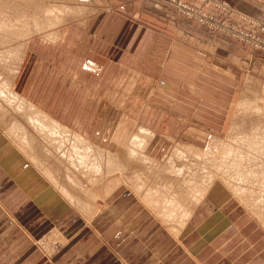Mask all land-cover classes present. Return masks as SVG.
I'll use <instances>...</instances> for the list:
<instances>
[{"label":"rangeland","instance_id":"1","mask_svg":"<svg viewBox=\"0 0 264 264\" xmlns=\"http://www.w3.org/2000/svg\"><path fill=\"white\" fill-rule=\"evenodd\" d=\"M167 2L187 22L190 21L198 25L211 36L213 35L219 39H233L248 45L250 57L244 62L234 60L233 63H226L225 68L232 67V71L209 66L210 68L205 69V73L200 74L199 71L193 69L195 71L194 76L201 78V83L179 82V89L171 92L168 91L172 87L171 82L169 83L168 80L164 79V73L153 78L151 90L149 88L145 90L147 85L144 84L143 77L115 76L100 77L96 80L93 75H86L83 71H78L81 69L83 62L75 57L72 52L75 51V41L82 32L92 38L91 43L85 45L87 52H91L92 44L95 43L94 38L98 33L93 31L94 29L90 23L96 19L97 14L102 15L106 12L112 16L114 14L111 11L112 5H114L112 4L113 0H89L86 3L79 0H0V25H3L0 34L2 33L1 36L8 39L7 42L0 41V79L6 77L5 79L8 81L9 76L14 74L16 77L12 75L10 77L12 81L9 80L13 85V91L30 100L29 102L41 111L51 115L55 120L58 119V122L69 130L68 132L65 131L64 135L65 137L69 135L68 144L64 145L66 149L63 147V151L61 149L54 150L49 142L45 141V138H41L43 136H40L26 122V119L21 116V112L17 111L16 105H11L0 98L1 108H6L2 110L4 116L0 113V116H2L0 117V149L16 150L19 158L23 159L25 164L33 167L45 182L52 185L50 186L56 190L53 189L58 197L68 201L69 198L63 194L65 192L64 187L69 190L68 193L72 192V196L78 197L79 200L74 204V199H72L73 205L69 206L77 216L79 214L80 218L88 219L89 226L92 227L91 223L93 221L103 217L104 221L102 220L103 222L99 227H97L98 225L93 226L99 228L94 231L101 232L103 236V243L99 244L96 251H100L103 247L100 245H104L106 251L101 255L108 254L120 264H261L264 261V211L261 209L260 212V204L264 205V177L262 176L264 165H260V169L257 170L256 168L254 170L260 172V177H258L260 179L257 178L254 183L252 182L247 186L251 193L250 195L247 193L246 197L235 187L234 181L236 180L234 178V181L228 179L227 183L222 180L221 173L230 168L229 166L217 168L210 163L199 164L195 168L197 170V173L194 172L195 174L192 171L188 172L187 168L189 167H186L183 170H186L185 174L187 175L183 178L172 176L165 169V165L170 164L169 160L172 159L174 153L178 150L177 148L188 145L203 149L210 144L212 137L228 142L227 137L230 134L232 125H238L240 129L238 132L247 133L254 130L258 132L259 129V132L264 135V115L253 112L251 114L248 111H244V113L237 106L240 98H256L261 102L259 104L264 101V42L260 43V39L264 41V24H259L236 11L226 0H168ZM46 9H49V11H46ZM117 13L122 14L123 10H118ZM234 18L247 21L248 25L258 28V31L236 24L233 21ZM230 25H236L229 30L233 34L238 29L248 37L241 40L228 35L225 31H227V26ZM9 33L14 36L10 35L9 37ZM22 46L25 47L24 51L23 48L21 49ZM87 62L85 61L84 64H87ZM18 65L19 67H17ZM84 68L85 65H83ZM206 73H210L211 76L206 77ZM196 77L183 76L182 79H195ZM184 85L188 88L193 86V88L187 89ZM202 86L206 88V91H198V89H203ZM214 87L216 88L212 89ZM248 89L250 92H248ZM225 92L229 94H225ZM196 94H200L202 98L193 100L190 104L183 101V98L195 97ZM225 99H233L230 107L213 106L215 103L213 101H224ZM7 114L8 116H6ZM14 122L16 124L19 122L22 127L25 125L27 130L17 132V136L12 133L11 138L5 137L10 133L9 130L15 124ZM122 125L123 127H121ZM139 126L150 129L153 132V138H155L153 139L154 142L152 141L150 146H147L143 151L146 156L159 161L157 162L160 167L156 171L154 170L156 173L149 168L148 174L154 173L152 174L154 175L153 178L149 180L151 186H158L161 185L162 181L169 180L170 183H174L178 193L184 194L185 197L187 194L188 198L192 197L191 189L193 187H196L198 192L200 190L203 192L207 188L205 198L199 199L200 202L196 207V212H199L197 220L193 226L188 225L183 231L184 233L181 232L180 234H183L178 237L172 235L171 225L161 221L149 207L145 206L142 202L143 199H141L142 195L135 192L134 187L131 188L133 184L124 186L125 184L122 181L127 175L128 180L133 177L132 172L135 170V166L138 165L137 162L127 163L125 167L121 164L122 170L120 168V171L117 170L114 175L110 173L111 171L106 170V165L109 163L106 164V159L109 158L107 153L110 156L111 153L117 156L124 154L125 158L128 159L127 147L133 133L139 132ZM7 129L8 131H6ZM26 132H31L30 134L35 136L32 144L34 152L32 148L29 150L27 147L22 146L23 143L20 139L24 137ZM78 133L86 137L85 141H90L89 144L94 149V156L97 161H100H95L96 169L93 165V170L98 172L102 166V172L99 171L101 176H97V172L92 173L93 180L88 179L86 171L83 175V170H76L79 167L76 165H79V159L76 160L77 158L75 159L74 156L69 157L73 150L70 148L72 145L75 150L73 141ZM21 134L22 136H20ZM25 136L27 138V135ZM262 141L264 142V138ZM82 144L79 149H76L77 151L87 147V144ZM241 147L245 149V144ZM98 148L103 151H99ZM83 150H81V153L79 152V156H85ZM100 152L104 153L103 157ZM54 153L58 156L56 157ZM60 154L61 156H59ZM14 157H17V155L15 154ZM34 158L38 160L36 161ZM101 158H104L105 161ZM58 159L61 161L59 162ZM70 159L72 160L71 164ZM114 160L119 164L122 159ZM73 164L76 166L74 167ZM177 164L183 165L181 161H178ZM205 165L208 168H205ZM36 167L37 169H35ZM45 168H48L51 173L44 170ZM127 168L129 169L127 170ZM138 168L142 169L139 166ZM235 169L238 173L243 174L241 169ZM209 170L217 173L218 175H215V177L218 178L214 179V184L209 185L208 188V184L211 183ZM71 171L72 174H70ZM121 171L124 173H121ZM48 174H51L50 176L56 180L59 179L58 184H61V186L52 183ZM65 174H69L70 177L74 174L76 180L86 185L85 191L78 186L74 187L71 183L70 185L69 176ZM230 174H235L234 170H231ZM251 177L253 178V176ZM96 180L98 181L96 182ZM92 181L93 184H91ZM117 182H121L120 188L113 195L108 189L111 190L112 183ZM205 182L209 183L204 185ZM229 182L232 183V189L238 192L237 194H234L228 188L227 184ZM72 187L74 190L71 189ZM215 192L217 196L214 198L213 194ZM210 196L213 197L214 202L209 200ZM68 197H70V194ZM80 203L85 206L90 204L91 207L88 205L86 207L82 206ZM208 203L211 206L207 211H204L207 206H204V204ZM34 239L36 240H34L35 247L47 263L51 262L61 252L67 242V239L59 230L47 232ZM143 248H145L144 254L142 252Z\"/></svg>","mask_w":264,"mask_h":264},{"label":"crops","instance_id":"2","mask_svg":"<svg viewBox=\"0 0 264 264\" xmlns=\"http://www.w3.org/2000/svg\"><path fill=\"white\" fill-rule=\"evenodd\" d=\"M167 1L113 0L112 4L118 6L111 4L114 14H97L90 23L93 31L98 33L96 39L93 37L95 43L91 52L85 48L87 43H91V36L82 32L75 41L72 54L83 62L78 71L93 75L96 80L115 76L143 77L147 85L145 90L152 88L154 77L164 73V79L171 82L172 87L168 90L171 92L179 89V82L201 83V78L194 76L193 69L200 74L205 73L209 66L232 71V67L225 68L226 63L234 60L244 62L250 57L248 45L211 36L198 25L187 22ZM226 1L236 11L264 24V0ZM118 10H123V13L118 14ZM233 21L258 31L247 21L238 18ZM183 76L196 78L182 79ZM208 76L210 73H206ZM202 87L198 91H206ZM186 88L192 89L193 86ZM200 98V94H196L195 97L183 98V101L190 104ZM232 100L213 101V106L230 107ZM0 160V264H120L108 254L101 255L106 251L104 245L96 251L103 243L101 232H95L104 221L103 217L92 220V227L89 226L88 219L77 216L70 207L72 204L58 197L38 171L19 158L16 150L0 149ZM216 196L215 192L213 197ZM213 197L209 198L212 202ZM205 205L204 211H207L211 205ZM198 214H194L190 226L194 225ZM53 230H59L67 242L61 252L47 263L35 247L34 238ZM144 251L145 248L143 254Z\"/></svg>","mask_w":264,"mask_h":264},{"label":"bare ground","instance_id":"3","mask_svg":"<svg viewBox=\"0 0 264 264\" xmlns=\"http://www.w3.org/2000/svg\"><path fill=\"white\" fill-rule=\"evenodd\" d=\"M80 1V0H79ZM81 2V1H80ZM89 2V1H88ZM82 3H86V2H82ZM85 7V6H84ZM50 8V7H49ZM89 8V7H88ZM87 8V9H88ZM60 9V8H59ZM62 10V9H61ZM46 11H49V9H46ZM64 11V10H62ZM86 11V10H85ZM89 11V10H88ZM87 13V12H86ZM96 13V12H95ZM25 14V13H24ZM65 14V13H64ZM66 15V14H65ZM68 16V14H67ZM28 17V16H27ZM70 17V16H69ZM74 17V16H73ZM51 18V16H50ZM53 19V17H52ZM38 25V24H37ZM59 27V26H58ZM5 28V27H4ZM8 29V28H6ZM31 29V28H30ZM38 29V28H37ZM3 30V25H0V32ZM43 30V29H42ZM48 30V29H47ZM8 31V30H7ZM5 32V31H4ZM51 33V32H49ZM56 33V32H55ZM6 34V33H5ZM2 33L0 34V41L2 42H5L7 39V37H4V36H1ZM4 35V34H3ZM11 33H9V37H10ZM43 35V34H42ZM46 35V34H45ZM60 35V34H58ZM7 36V35H6ZM12 36V35H11ZM14 36V35H13ZM12 36V37H13ZM53 36V35H51ZM55 36V35H54ZM23 37V36H22ZM25 37V36H24ZM28 37V36H27ZM26 38V37H25ZM31 38V37H30ZM24 39V38H23ZM10 40V38H9ZM26 40V39H25ZM50 40V39H49ZM55 40V39H54ZM57 41V40H56ZM7 42V41H6ZM25 42V41H24ZM22 44V43H21ZM25 44V43H24ZM21 46V45H20ZM19 46V47H20ZM2 47V46H1ZM5 47V46H4ZM18 47V48H19ZM23 48V46L21 47V49ZM25 47L22 49L24 51ZM18 50V49H17ZM21 50V51H22ZM22 51V52H23ZM20 52V51H19ZM22 54V53H21ZM20 54V55H21ZM19 55V54H18ZM18 55H17V58H18ZM23 56V55H21ZM20 56V57H21ZM22 58V57H21ZM22 60V59H20ZM7 61V60H6ZM16 61V60H15ZM2 62V60H1ZM22 62V61H21ZM4 63V62H3ZM6 63V62H5ZM11 63V62H10ZM9 63V64H10ZM13 63V61H12ZM7 64V63H6ZM12 66V65H11ZM19 67V65L17 66ZM10 68V66H9ZM16 69V68H15ZM89 69H93L89 66ZM1 71V70H0ZM4 71V70H3ZM12 72L14 73V71L12 70ZM4 73V72H3ZM18 73V72H17ZM16 73V74H17ZM4 75V74H3ZM11 75V73H10ZM14 75V74H12ZM11 75V76H12ZM9 76V80L11 79ZM15 76V75H14ZM8 77V76H7ZM16 77V76H15ZM3 78V77H2ZM6 78V77H5ZM0 79V98L3 99L4 101H7V103L11 104V105H16V109L18 112H21V116L24 117L26 119V122L29 123V125L31 127H33L35 129V131L41 136V138H45L47 142H49V145L51 147H53V149H61L63 151V147L64 145H66V143L68 144L67 140L69 139V135L66 133V136L68 135V137H65V131H69L65 126L62 125V123H59L58 122V119L55 120V118L51 117V115H49L48 113L44 112V111H41L40 109H38V107H36L34 104H32L31 102H29L30 100H27L25 98H23V96L21 97L16 91H13V85L11 83V81H7V79ZM14 80V79H13ZM155 85V84H153ZM252 86V85H251ZM17 88V87H16ZM247 89V87H245ZM151 90V89H150ZM248 92H250V90L248 89ZM145 93V92H144ZM252 93V92H251ZM254 94V93H253ZM262 94V93H261ZM149 96V95H148ZM242 97V96H241ZM256 97V96H255ZM261 97V96H260ZM263 98V97H262ZM259 100H257L256 98L254 99H250V98H240L239 100V103L237 104L238 108L240 111L244 112V111H248V112H252L253 113H257L258 115H264V101L262 102V104H259ZM3 103V102H2ZM261 103V102H260ZM3 105V104H2ZM6 106V105H5ZM4 108V107H3ZM11 108V107H10ZM6 108L2 109L1 108V105H0V113H2L3 115V112L2 110H5ZM15 109V110H16ZM238 110V109H237ZM9 111V110H8ZM16 112V111H14ZM238 112V111H237ZM241 112V114H242ZM7 113V112H6ZM245 113V112H244ZM9 114V113H8ZM8 114L6 116H8ZM4 116V115H3ZM13 116V114H12ZM16 116V115H15ZM256 117V115H254ZM2 117V116H0ZM4 118H7V117H4ZM241 118V117H240ZM237 119V118H236ZM5 120V119H4ZM12 120V119H10ZM244 120V119H243ZM123 121V120H122ZM261 121V120H260ZM263 121V120H262ZM5 122V121H4ZM7 122V121H6ZM10 122V121H9ZM12 122V121H11ZM21 122V120H20ZM1 123V122H0ZM8 123V122H7ZM15 123V124H14ZM11 128V130H9V134L8 135H5V137L7 136L8 138H11L12 136V133H15L16 136L18 135L17 132L19 131H25L27 130V127H25V125L22 127V125L19 124H16V122H14ZM64 123V122H63ZM129 123V122H128ZM5 124V123H4ZM237 124V123H235ZM250 124V123H249ZM262 124V122H261ZM6 125V124H5ZM259 125V124H258ZM257 125V127H258ZM129 126V125H128ZM264 126V125H263ZM6 127V126H5ZM11 127V126H10ZM68 127V126H67ZM123 127V125L121 126ZM140 127V126H139ZM29 128V127H28ZM263 128V127H262ZM102 129V128H101ZM127 129V128H126ZM238 129V130H237ZM253 129V128H252ZM260 129H261V126H260ZM63 130V131H62ZM71 130V129H70ZM98 130V128H97ZM96 130V131H97ZM133 130V129H132ZM230 134L228 135L227 139L229 140L228 142H226L225 140H222V139H217V138H211V142L209 145H207L205 148L201 149V148H198L196 146H184V147H180V148H177L178 150L174 153L173 157L170 161V164L168 165H165V169L168 170V172L170 174H172V176H175V177H185L187 174H185V171L186 170H183L184 168L186 167H189L187 168L188 172L192 171L193 173L196 172L197 170H195V168L200 164H212L214 166H216L217 168L218 167H227L229 166L230 168H228L227 170H224L223 168V172L221 173V176L223 177L222 180L224 181V183H227L228 182V179H232L233 178L236 180V181H241V182H236L234 181L235 183V187L242 193V195L244 194L245 197L247 195V193L250 195V189L249 187H247L250 183H254L256 181V179L258 177H260V172L258 173L257 171H254L256 168L258 170V168L260 169V165H264V142L262 141V139L264 138V135H262L261 132H259V129H258V132H256V130L252 131V132H247V133H243V132H238L240 129L238 127V125H232V127L230 128ZM8 131V129L6 130ZM5 131V132H6ZM106 131V129H105ZM122 131V130H121ZM125 131V130H124ZM264 131V130H263ZM262 131V132H263ZM29 132V131H28ZM26 132L24 134V137H22L20 139V141L23 143L22 146L24 147H27L29 150L33 147H32V144L34 143V137L35 136H32L30 133ZM77 132V131H76ZM64 133V134H63ZM124 133V132H123ZM32 134H33V131H32ZM71 134V133H69ZM73 134H75L73 132ZM27 135V138L26 136ZM88 135V134H87ZM125 135V134H124ZM124 135H122V137H124ZM157 135V134H156ZM11 136V137H10ZM22 136V134L20 135ZM76 136V137H75ZM74 137V141H73V144H74V147H75V150L73 148V145L72 148V152L71 154L69 155V157H73L78 160L79 159V165L76 164L77 166H79L78 168H76V170H83V175H85V171H86V176L88 177V179L90 180H93V177H92V173L94 172H97L96 170L94 171L93 169L95 168L96 169V166L94 165V163H96L95 161L96 158L94 156V149L92 147L89 140L85 141V138L83 135H81L80 133H78V135L76 134ZM117 136V135H116ZM120 136V135H119ZM15 137V136H13ZM19 137V136H18ZM39 138V137H38ZM103 138V137H102ZM105 138V137H104ZM120 138V137H118ZM13 139V138H12ZM111 139V138H109ZM116 139V138H115ZM153 132L146 128V127H143L141 126L140 129H139V132L137 133H133V135L131 136V139H130V142H129V145L127 147V152H128V156L126 159L125 158V155H115L114 153H111V156L110 154H108L107 152V155H109L106 159V164L108 163V165H106V170L109 172L111 171L110 173H112L113 175L115 174V172L118 170L120 171L119 169L123 167H125V165H127V163H135L137 162L138 165L135 166V170L132 172L134 175H132L133 177H130L129 180L125 177L124 180L122 182H124V186H130V184H133L131 188L134 187V190L135 192H137L138 194L142 195V202H144V204L146 206H148L154 213L155 215L161 220L163 221L164 223H166L167 225H171L170 227V231L172 232V235L175 236V237H178L180 235H182L185 231V229L188 227V225H190L191 221H192V218L196 212V207L197 205L199 204L200 200L199 199H203L205 198V193L207 192V188L201 192H198V190L196 189V187L193 189H191L192 191V197L191 198H188L187 197V194H186V197L184 196V194H180L176 191L175 189V185L173 182L170 183L169 180H167L166 182L165 181H162L161 185H158V186H151L149 184V180L150 178H153L154 173H156V169L159 168V164H158V160L156 159H153L151 158L150 156H146L145 153L143 152L144 149L147 148V146H150L151 142L153 141ZM14 140V139H13ZM15 140H17L15 138ZM19 140V138H18ZM28 140V141H27ZM106 140V139H105ZM121 140V139H120ZM82 141V142H81ZM41 142V141H40ZM119 142V141H118ZM154 142V141H153ZM82 143H85V145L87 144V147H83L86 148L85 150L83 149H80V151L76 150V149H79L80 146H82L83 144ZM93 143V142H92ZM234 143H236V145H234ZM43 144V143H42ZM72 144V143H71ZM89 144V145H88ZM95 144V143H94ZM117 144V143H116ZM121 144V143H120ZM123 144V143H122ZM126 144V143H125ZM245 144V149H243V147L241 146H244ZM39 145V144H38ZM41 145V144H40ZM48 145V146H49ZM119 145V144H118ZM42 146V145H41ZM46 146V145H45ZM47 146V147H48ZM19 147V146H18ZM36 147V146H35ZM112 147V146H111ZM117 147V146H116ZM17 148V147H16ZM65 148V147H64ZM101 148V147H99ZM98 148V150H99ZM20 149V148H19ZM66 149V148H65ZM64 149V150H65ZM46 150V149H45ZM49 150V149H48ZM81 150H83L82 152L85 151V156L84 155H80L79 156V152L81 153ZM102 150V149H100ZM99 150V151H100ZM44 151V150H43ZM51 151V150H50ZM49 151V152H50ZM57 151V150H56ZM103 151V150H102ZM239 151H242V152H239ZM21 152V151H20ZM30 152V151H29ZM32 152V150H31ZM30 152V153H31ZM33 152H34V149H33ZM45 152V151H44ZM43 152V153H44ZM48 152V151H47ZM48 152V153H49ZM97 152V151H96ZM150 152V151H149ZM26 153V152H24ZM53 153V151H52ZM51 153V154H52ZM70 153V151H69ZM68 153V154H69ZM99 153V152H97ZM101 153V152H100ZM162 153V152H161ZM37 154V153H35ZM55 154V153H54ZM58 154V153H57ZM62 154V153H61ZM61 154L59 156H61ZM64 154V153H63ZM83 154V153H82ZM96 154V153H95ZM104 154V153H103ZM103 154L101 153L100 155H102L103 157ZM26 155V154H25ZM28 155H30L28 153ZM45 155H47L45 153ZM65 155V154H64ZM114 157H113V156ZM152 155V154H151ZM32 156V155H31ZM37 156V155H36ZM50 156V155H49ZM47 156V157H49ZM56 156V154H55ZM58 156V155H57ZM56 156V157H57ZM63 156V155H62ZM99 156V154H98ZM34 157V156H33ZM31 157V158H33ZM68 157V156H67ZM68 157V159H69ZM97 157V155H96ZM30 158V157H29ZM28 158V159H29ZM81 158V159H80ZM100 158V156H99ZM122 159L124 160V162H121L118 164L115 162L114 159ZM63 159V158H62ZM101 159H104V158H101ZM33 160V159H32ZM34 160H36L34 158ZM38 160V159H37ZM36 160V161H37ZM56 160V159H55ZM54 160V161H55ZM59 162L61 161L60 159H58ZM71 160V159H70ZM69 160V161H70ZM43 161H46V160H43ZM65 161V160H64ZM75 161V160H74ZM105 161V159H104ZM118 161V160H117ZM158 161V162H157ZM168 161V162H169ZM178 161H181V163L183 164L182 166L177 164ZM41 162V160H40ZM48 162V161H47ZM93 162V164H92ZM97 162H100L99 160ZM44 163V162H43ZM67 163V162H66ZM72 163V160L70 162V164ZM103 163V162H102ZM35 164V163H33ZM38 164H39V161H38ZM69 164V165H70ZM122 164V166H121ZM41 165V163H40ZM39 165V166H40ZM43 165V164H42ZM46 165V164H45ZM63 165V164H62ZM75 165V166H76ZM91 165V166H89ZM95 167H94V166ZM97 165V164H96ZM38 166V165H37ZM67 166V165H66ZM72 166V165H71ZM74 166V164H73ZM74 166V167H75ZM99 166V164H98ZM132 166V165H131ZM139 167H142L143 171L141 168H138ZM181 166V167H179ZM44 167V165H43ZM51 167V166H49ZM60 167V166H59ZM94 167V168H93ZM133 167V166H132ZM215 167V168H216ZM262 167V166H261ZM69 168V167H68ZM73 168V167H72ZM100 168V166H99ZM97 167V169H99ZM102 168V166H101ZM101 168H100V172L101 171ZM149 168L152 170V172L154 171V173L152 174H148L149 173ZM162 168V167H161ZM205 168H208L207 165H205ZM235 168H239L241 169V171H243V174L242 173H238L237 170ZM37 169V167L35 168ZM74 169V168H73ZM125 169V168H124ZM123 169V170H124ZM129 168H127L128 170ZM146 169H148L146 171ZM44 170H48V168H45ZM55 170V169H53ZM125 170V171H127ZM195 170V171H193ZM205 170V169H203ZM213 170V169H212ZM212 170H209V178L211 179V183H204V185H207L208 184V188L210 187L209 185L211 184H214V179L218 178V177H215V175H218L217 173H213ZM219 170V169H218ZM231 170H234V173L235 174H230L231 173ZM41 171V170H40ZM49 171V170H48ZM58 171V170H57ZM69 171V170H68ZM99 171L97 172V176L101 174L99 173ZM106 171V172H107ZM114 173H113V172ZM130 171V170H129ZM159 171V170H158ZM206 171V170H205ZM44 172V171H43ZM50 172V171H49ZM48 172V173H49ZM53 172V171H52ZM56 172V171H55ZM62 172V171H61ZM78 172V171H76ZM82 172V171H81ZM80 172V173H81ZM200 172V171H198ZM246 172V173H245ZM256 172V174H255ZM51 173V172H50ZM58 173V172H57ZM56 173V174H57ZM69 173V172H68ZM79 173V172H78ZM104 173V172H103ZM120 173V172H119ZM121 173H124L121 171ZM160 173V172H159ZM197 173V172H196ZM53 174V173H52ZM72 174V171L71 173ZM76 174V173H75ZM82 174V173H81ZM129 174V173H128ZM195 174V173H194ZM238 174V175H236ZM46 175H47V171H46ZM49 175V174H48ZM51 175V174H50ZM49 175V176H50ZM65 175H68L69 174H65ZM94 175V174H93ZM96 175V174H95ZM111 175V174H110ZM109 175V176H110ZM130 175V176H131ZM161 175V174H160ZM43 176V175H42ZM59 176V175H58ZM199 176V175H198ZM206 177V175H204ZM253 176V178L251 177ZM262 176L264 177V168H263V172H262ZM76 177V176H75ZM105 177H107L105 175ZM201 177V176H199ZM203 177V176H202ZM58 178V177H57ZM61 178V177H60ZM83 178V177H82ZM101 178V177H100ZM108 178V177H107ZM46 179V178H45ZM50 181L52 183H56L58 186L61 184H58L59 183V179L56 180L54 178H52V176H50ZM80 179V178H79ZM106 179V178H105ZM190 179V178H189ZM199 179V178H198ZM202 179V178H201ZM207 179V177H206ZM260 179V178H258ZM64 180V179H63ZM89 180V181H90ZM114 180V179H113ZM181 180V179H180ZM193 180V179H192ZM191 180V181H192ZM69 184L71 183L74 187L75 186H78L80 187L81 189H85L86 188V185L83 184V182H80L78 180H76V178H74V174L73 176L71 175V177L69 176ZM88 181V180H87ZM88 181V182H89ZM98 180H96L97 182ZM202 181V180H201ZM87 182V183H88ZM95 182V181H94ZM100 182V181H99ZM175 182V181H174ZM194 182V181H193ZM192 182V183H193ZM68 183V182H67ZM179 183V182H178ZM188 183H191V182H188ZM191 183V184H192ZM54 184V185H56ZM70 184V185H71ZM93 184V181L92 183ZM95 184V183H94ZM121 182H117V183H112L111 185V190L108 189L111 193L115 192L119 186H120ZM197 184V183H196ZM51 185V184H50ZM97 185V184H96ZM105 185V184H104ZM180 185V184H179ZM179 185H177L179 187ZM186 185V184H185ZM200 185V184H199ZM228 188L231 189L234 194H237L238 192H235L233 189H232V183L229 182L228 184ZM52 186V185H51ZM57 186V187H58ZM151 186V187H150ZM188 186H192V185H188ZM251 186V185H250ZM90 187V186H89ZM182 187V185H181ZM184 187V186H183ZM234 187V189H235ZM62 188V187H61ZM106 188V187H105ZM201 188V187H200ZM199 188V189H200ZM54 189V188H53ZM64 189V195L69 198L68 201L73 205V202H72V199H74V204L79 200L78 197L76 196H72L71 193H68L69 190H67L65 187L63 188ZM73 189V187L71 188ZM146 189V190H145ZM55 190V189H54ZM74 190V189H73ZM82 190V191H83ZM179 190V189H178ZM186 190V189H185ZM209 190V189H208ZM255 190V189H254ZM56 191V190H55ZM80 191V190H79ZM81 191V193H82ZM85 191V190H84ZM102 191H103V186H102ZM118 191V190H117ZM109 192V193H110ZM185 192V191H184ZM68 193V194H67ZM108 193V192H107ZM186 193V192H185ZM59 194V193H58ZM62 194V195H63ZM70 194V197H68V195ZM115 194V193H114ZM207 194V193H206ZM77 195V194H76ZM109 195V194H108ZM107 195V196H108ZM262 195V194H261ZM86 196V195H85ZM89 196V195H88ZM92 196V195H91ZM90 196V197H91ZM264 196V195H263ZM81 197V196H80ZM106 197V196H105ZM141 197V196H140ZM259 197V196H258ZM248 198V197H247ZM254 198V197H252ZM262 198V197H261ZM260 198V199H261ZM93 199V198H92ZM264 199V198H263ZM253 200V199H252ZM89 201V200H87ZM238 201V200H237ZM84 202V201H83ZM260 202V201H259ZM264 202V201H263ZM81 204V203H80ZM83 204H87V203H83ZM82 205V204H81ZM88 205V204H87ZM86 205V206H87ZM82 206H85V205H82ZM81 206V207H82ZM85 206V207H86ZM88 206L91 207V205L89 204ZM75 207V206H74ZM78 208V207H77ZM75 208V209H77ZM93 208V207H92ZM247 208V207H246ZM252 209V208H251ZM261 209L262 211H264V205L260 204V212H261ZM79 210H80V206H79ZM78 210V211H79ZM82 210V209H81ZM88 210V209H87ZM256 210V209H255ZM91 211V210H90ZM83 212V211H81ZM85 213H86V209H85ZM84 214V213H83ZM88 214V212H87ZM165 224V225H166ZM169 229V228H168ZM181 232H183L182 234H180Z\"/></svg>","mask_w":264,"mask_h":264},{"label":"built area","instance_id":"4","mask_svg":"<svg viewBox=\"0 0 264 264\" xmlns=\"http://www.w3.org/2000/svg\"><path fill=\"white\" fill-rule=\"evenodd\" d=\"M81 2H88L89 0H80ZM234 26H236V25H234ZM234 26H227V31H225V32H227V34L228 35H230V36H232V37H235L236 39H246L247 37H248V35H244V32H242V31H240V30H236V32L233 34L231 31H229V30H231ZM264 41L263 40H261L260 39V43H263Z\"/></svg>","mask_w":264,"mask_h":264}]
</instances>
